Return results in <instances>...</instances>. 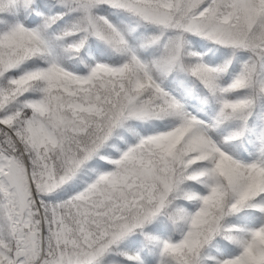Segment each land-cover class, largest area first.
<instances>
[{"label":"snow or ice","instance_id":"obj_1","mask_svg":"<svg viewBox=\"0 0 264 264\" xmlns=\"http://www.w3.org/2000/svg\"><path fill=\"white\" fill-rule=\"evenodd\" d=\"M0 264H264V0H0Z\"/></svg>","mask_w":264,"mask_h":264}]
</instances>
